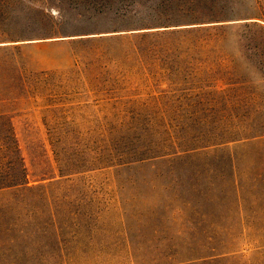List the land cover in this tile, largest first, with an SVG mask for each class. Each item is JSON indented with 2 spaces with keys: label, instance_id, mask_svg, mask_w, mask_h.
<instances>
[{
  "label": "trees",
  "instance_id": "trees-1",
  "mask_svg": "<svg viewBox=\"0 0 264 264\" xmlns=\"http://www.w3.org/2000/svg\"><path fill=\"white\" fill-rule=\"evenodd\" d=\"M252 1L254 10L244 13L234 8L235 0H56L57 22L43 10L24 20L0 12V193L22 196L33 189L13 115L33 107L52 113L58 105L68 111L74 88L104 112L97 118L104 124L85 131L45 127L59 175L112 168L123 206L122 194L133 187L128 175L134 169L263 138L264 0ZM64 4L75 12L72 17L64 15ZM127 6L133 10L127 11ZM167 9L183 12L174 21L167 18ZM106 15L114 23L81 25V20ZM32 25L45 31L28 33ZM45 38H58L53 42L70 46L73 65L64 75L61 93L59 75L40 69L29 52L46 42H20ZM172 121L177 123H168ZM80 136L84 143L78 141ZM121 175L128 177L122 181ZM45 205L40 227L59 244L60 219L50 199ZM122 209L128 224L132 216ZM215 257L162 255L144 264H185ZM134 263L138 264L136 257Z\"/></svg>",
  "mask_w": 264,
  "mask_h": 264
},
{
  "label": "rangeland",
  "instance_id": "rangeland-1",
  "mask_svg": "<svg viewBox=\"0 0 264 264\" xmlns=\"http://www.w3.org/2000/svg\"><path fill=\"white\" fill-rule=\"evenodd\" d=\"M0 1V12L13 19L40 16L42 10L53 21L59 18L56 0ZM233 4L244 13L254 10L252 0ZM61 8L68 18L75 13L66 4ZM126 10L133 8L127 6ZM182 12L167 9V18L176 21ZM113 19L106 15L80 24L107 26ZM40 27L32 25L27 32H44ZM57 40L20 42H46L35 44L29 52L40 69L59 75L57 92L61 93L73 59L70 46L53 42ZM69 95L73 103L68 111H61L58 105L52 113L33 107L13 115L28 185L33 189L22 196L13 191L0 193V264H135V257L138 264H144L150 257L162 255L195 258L213 254L216 257L211 260L185 264H264V137L134 169L128 175L133 187L122 194L123 206L112 168L59 175L60 165L45 127L85 131L104 124L97 119L104 112L95 108L86 93L74 88ZM260 107L264 109V100ZM78 141L84 143L83 136ZM128 176L121 175L120 180ZM47 199L60 219L59 244L40 227ZM122 207L132 216L128 224Z\"/></svg>",
  "mask_w": 264,
  "mask_h": 264
}]
</instances>
